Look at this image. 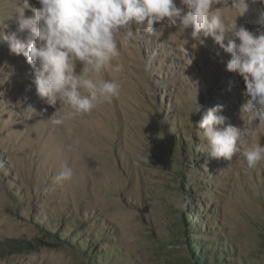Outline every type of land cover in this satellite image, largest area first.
Returning <instances> with one entry per match:
<instances>
[{
    "label": "rangeland",
    "instance_id": "obj_1",
    "mask_svg": "<svg viewBox=\"0 0 264 264\" xmlns=\"http://www.w3.org/2000/svg\"><path fill=\"white\" fill-rule=\"evenodd\" d=\"M13 3L0 2V30L23 38ZM250 6L246 26L222 7L225 25L256 32L264 5ZM156 28L118 43L122 70L104 78L119 95L66 126L51 122L60 105L37 95L26 58L0 41V264H264V161L249 168L241 155L264 146V123L242 118L245 83L212 38L194 49L175 27ZM217 105L241 129L231 161L210 158L200 137ZM66 166L72 180H54Z\"/></svg>",
    "mask_w": 264,
    "mask_h": 264
},
{
    "label": "clouds",
    "instance_id": "obj_2",
    "mask_svg": "<svg viewBox=\"0 0 264 264\" xmlns=\"http://www.w3.org/2000/svg\"><path fill=\"white\" fill-rule=\"evenodd\" d=\"M264 5V0H253ZM39 8L29 0H14L18 32L0 30V41L10 53L23 55L34 69L37 95L49 106L60 108L50 119L55 125L89 115L100 104L110 103L119 95L120 84L104 74L121 72L119 44L131 46L135 33L155 35L156 25L166 24L177 29L195 49L203 44L201 34L231 58L226 70L242 77L248 99L241 107L242 118L264 123V16L256 32L238 26L236 20L226 26L222 7H230L237 17L249 10L247 0H37ZM215 9V10H214ZM30 11L33 15L26 16ZM219 55V53H217ZM192 63V61H191ZM191 65V64H190ZM79 66V70L78 69ZM5 79L0 80L5 82ZM3 83H0L2 85ZM197 97L193 113H200ZM223 106L208 109L198 128L207 143V155L215 160L231 161L240 151L241 129L226 125L221 115ZM241 155L249 168L264 161V146L251 143ZM147 159L149 157H141ZM74 172L65 167L54 180L71 181Z\"/></svg>",
    "mask_w": 264,
    "mask_h": 264
},
{
    "label": "bare ground",
    "instance_id": "obj_3",
    "mask_svg": "<svg viewBox=\"0 0 264 264\" xmlns=\"http://www.w3.org/2000/svg\"><path fill=\"white\" fill-rule=\"evenodd\" d=\"M0 2H7V0H0ZM248 4H249V10L248 12L243 16L244 18V25L246 26V24L248 23L249 17L251 16V12H252V7L250 6L252 4V0H247ZM39 5V4H38ZM39 8V7H37ZM26 16H31L33 15L30 11H26L25 13ZM18 29V23H17V19L15 20V23L11 26L10 29ZM22 39L26 38L27 33H22Z\"/></svg>",
    "mask_w": 264,
    "mask_h": 264
}]
</instances>
